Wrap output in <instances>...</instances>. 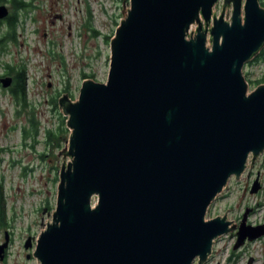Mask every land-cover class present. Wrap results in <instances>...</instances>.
<instances>
[{
  "label": "water",
  "instance_id": "water-1",
  "mask_svg": "<svg viewBox=\"0 0 264 264\" xmlns=\"http://www.w3.org/2000/svg\"><path fill=\"white\" fill-rule=\"evenodd\" d=\"M123 15L107 81L59 98L70 135L39 264H205L224 235L234 250L264 236L248 211L206 220L264 153V84L244 76L264 50L260 0H129Z\"/></svg>",
  "mask_w": 264,
  "mask_h": 264
},
{
  "label": "rangeland",
  "instance_id": "rangeland-1",
  "mask_svg": "<svg viewBox=\"0 0 264 264\" xmlns=\"http://www.w3.org/2000/svg\"><path fill=\"white\" fill-rule=\"evenodd\" d=\"M27 1L34 8L20 14L18 43H8L5 52L0 53L3 64L27 68L28 100L40 131L34 148L30 141L24 144L21 130L30 127L27 116H17L14 99L0 87V208L5 209L3 229L11 233L6 264H39L33 253L39 235L52 221L64 161L57 155L68 145L70 135L69 132L59 150L52 148L50 155L45 145L46 130L55 131L60 125L53 100L65 93L76 100L86 80L84 75L94 76L91 79L97 82L107 81L110 41L105 37L114 36L129 8V0ZM6 5L11 11V6ZM231 11L227 12L231 15ZM5 31V25H0V36ZM94 31L100 36L95 37ZM254 61L244 69L250 91L264 84V62ZM45 153L49 155L42 159ZM255 183L258 191L251 193ZM247 211L248 225L264 226V153L254 165L249 163L239 179L231 178L228 188L210 206L206 220L227 215L228 221L239 225ZM29 237L34 238L32 249H25ZM236 242L237 230L218 238L205 264H264V236L234 250Z\"/></svg>",
  "mask_w": 264,
  "mask_h": 264
},
{
  "label": "trees",
  "instance_id": "trees-1",
  "mask_svg": "<svg viewBox=\"0 0 264 264\" xmlns=\"http://www.w3.org/2000/svg\"><path fill=\"white\" fill-rule=\"evenodd\" d=\"M9 4L11 6V11L9 16L0 21V25H5V32L0 36V50L1 52H5L4 48L8 43H18V34L17 30L21 24L20 14L21 12H29L34 8L33 4L27 0H0V5ZM264 7V3L262 4ZM118 26V25H117ZM95 37L100 36L98 31H94ZM112 36L105 37V40L108 42L111 40ZM254 62H264V50L260 53V55L255 59ZM2 72L5 75L13 77V85L9 89L8 93L12 96L16 105V114L17 116H21L25 114L27 116V120L29 121L30 127L27 128L24 126L22 128V141L24 144H28L27 141H30V147L34 148L38 141V135L40 131V123L36 117L35 110L31 107V104L28 100V92H27V68L25 65L23 66H12L8 64H3L1 60L0 53V77L2 76ZM94 78L91 75H84V79ZM254 84V83H253ZM259 84V82H258ZM1 87V85H0ZM66 92V91H65ZM53 100L54 109L58 112L60 117V125L57 130H46V143L47 148H50L51 152L53 149H59L64 144L66 136L69 134V130L66 128V119L62 115L59 110L58 105V97ZM73 97V96H72ZM17 128V127H15ZM53 148V149H52ZM53 154V152H52ZM46 157L45 154L41 155V158L44 159ZM5 217V209L4 207L0 208V220L2 223L4 222Z\"/></svg>",
  "mask_w": 264,
  "mask_h": 264
},
{
  "label": "flooded vegetation",
  "instance_id": "flooded-vegetation-1",
  "mask_svg": "<svg viewBox=\"0 0 264 264\" xmlns=\"http://www.w3.org/2000/svg\"><path fill=\"white\" fill-rule=\"evenodd\" d=\"M264 3V0H260V4L262 5ZM218 6H220V5H218ZM220 8H221V11H222V6H220ZM218 10V9H217ZM230 9L229 8H227L226 9V11H225V14L227 13V11H229ZM3 74H2V76L0 77V85H1V87H2V84H1V80H2V78H5V77H11V76H8V75H5V73L4 72H2ZM12 78V84H11V87H12V85H13V82H14V80H13V77H11ZM10 87V88H11ZM10 88H8V89H6V90H4L5 92L7 91H9V89ZM1 91V90H0ZM60 97V96H59ZM63 115V114H62ZM47 150H50V148H47ZM59 150V149H58ZM62 150V149H61ZM0 152H2L1 150H0ZM60 153H61V151H59ZM60 153H58V155H57V157L58 158H60V157H62V155H60ZM42 155V154H41ZM45 155H46V157L49 155H47L46 153H45ZM50 155H52V152H51V150H50ZM0 188H1V186H0ZM3 225H4V223H1L0 222V246L1 247H3V250H2V254H1V258H0V264H6L7 263V260H8V256H9V251H10V246H11V233H9V231H4V229H3ZM2 233H4V236H3V234ZM29 238H32V241L34 240V238L33 237H29ZM33 244V243H32ZM34 245H35V243H34ZM36 246V245H35ZM30 249H32V248H30ZM28 258H30V255H28Z\"/></svg>",
  "mask_w": 264,
  "mask_h": 264
},
{
  "label": "bare ground",
  "instance_id": "bare-ground-1",
  "mask_svg": "<svg viewBox=\"0 0 264 264\" xmlns=\"http://www.w3.org/2000/svg\"><path fill=\"white\" fill-rule=\"evenodd\" d=\"M245 69V68H244Z\"/></svg>",
  "mask_w": 264,
  "mask_h": 264
}]
</instances>
